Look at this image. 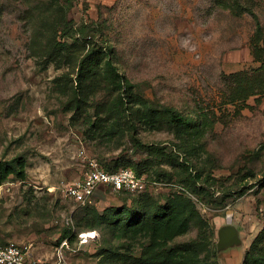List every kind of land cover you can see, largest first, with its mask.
Returning <instances> with one entry per match:
<instances>
[{"label": "rangeland", "instance_id": "374dc122", "mask_svg": "<svg viewBox=\"0 0 264 264\" xmlns=\"http://www.w3.org/2000/svg\"><path fill=\"white\" fill-rule=\"evenodd\" d=\"M1 3L0 159L24 155L28 176L0 185V245H26L41 264H57L59 240L73 231L61 264H146L145 236L83 223L86 207L116 218L127 208L139 212L136 195L101 188L85 203L67 195L85 150L100 163L158 162L151 173L162 179L149 190L161 205L175 192L191 196L204 223L192 222L171 245L201 242L200 258L217 264H244L253 249L249 264H264V239L254 247L264 231V0H76L66 39L72 55L60 65L46 59L51 31L40 20L43 4ZM82 25L98 46L82 50ZM56 37L63 40L62 31ZM99 46L150 110L174 108L191 123L172 125L161 113L155 124L137 121L134 132L96 130L94 121L111 115L119 94L130 96L101 75L81 111L73 107L80 57ZM148 145L172 155H152ZM198 170L196 193L186 179ZM229 225L239 240L219 248V230ZM110 250L117 257H103Z\"/></svg>", "mask_w": 264, "mask_h": 264}, {"label": "trees", "instance_id": "16d2710c", "mask_svg": "<svg viewBox=\"0 0 264 264\" xmlns=\"http://www.w3.org/2000/svg\"><path fill=\"white\" fill-rule=\"evenodd\" d=\"M75 1L38 0V4H43V8L45 7L43 9L37 6L41 8V23L43 25L48 24L51 31L50 43L45 53L47 62L49 63L60 65L72 55L71 48L73 44L69 43L66 39L73 36L71 32L75 28L73 19L70 18V11L74 7ZM2 7L3 4L0 0V12ZM89 28L90 26L88 25H82L78 30L82 38L77 37V40L83 51H85L87 43L91 42L93 46H98L94 42V35L87 32ZM59 31H62L61 38L63 40H58V37H56ZM80 58L76 77V81L79 84V93L71 100L73 107L77 111H81L83 104L87 102V96L85 95L91 89L92 79H97L101 75L110 79L109 81L115 90L125 88L128 90V95H130L128 100H125L123 94H119L110 112L111 115L107 119L94 121L96 130L105 131L110 134L119 130L121 133L124 131L134 132L138 127L137 121L155 124L159 119L158 115L161 113L162 117L164 115L165 119L171 122L172 125L183 127L191 123L188 118L182 117L174 108H165L164 111L158 109L150 110L148 100L134 93V85L115 65L111 51H107L101 46H99V49L93 47ZM141 105H144L147 109L143 111ZM147 150L152 155H172V153L166 151V147L159 148L154 145H148ZM150 161L146 159L139 162L130 161V163H126L125 160L121 161L118 159L114 164L102 162L101 165L111 171L130 167L138 175L146 176L150 182L160 181L162 178L159 174L155 175L151 173L153 172V166L157 165L158 162ZM27 167L28 161L24 155H18L12 159H0V185L10 176H15L17 179L25 181L28 176ZM200 177L198 170L195 177L190 175L186 179L188 187L192 192H199L194 186L197 183V178L199 179ZM117 193L136 195L135 204L139 212L132 208H127L124 218H116L106 217V213H100L95 207H86L83 223L88 229H96L101 224L108 223L113 230H117L123 235L141 234L145 236L149 240V244L145 248L144 259L142 256L140 260L143 259L146 264L154 261L161 264H217L216 262L207 263L200 258L201 250L203 249L201 242L195 241L193 244H187L182 247L170 244V241L176 235L186 232L192 222L200 226L204 223L191 196L185 192H175L166 198V204L161 205L160 201L154 197L149 189L142 192L121 190ZM118 212L121 211L119 210ZM106 220L108 222H105ZM75 236V232L66 231L59 240V243L64 239H67L71 243L75 239ZM263 239L264 231L258 236L254 247L257 242ZM252 250L247 254L244 264H249ZM101 254L105 258L113 259L117 257V253L111 250L101 252Z\"/></svg>", "mask_w": 264, "mask_h": 264}, {"label": "built area", "instance_id": "2783aa9c", "mask_svg": "<svg viewBox=\"0 0 264 264\" xmlns=\"http://www.w3.org/2000/svg\"><path fill=\"white\" fill-rule=\"evenodd\" d=\"M80 156L85 161L83 172L78 180L67 188V195L78 203L87 202L101 188H107L113 192L121 190L142 192L149 189L148 178L138 175L133 168L123 167L117 171H111L105 169L98 159L88 156L85 150H81ZM68 245V240L64 239L57 247V264L63 262V248ZM0 264H41V261L31 257L28 246L9 243L0 245Z\"/></svg>", "mask_w": 264, "mask_h": 264}, {"label": "water", "instance_id": "95a60500", "mask_svg": "<svg viewBox=\"0 0 264 264\" xmlns=\"http://www.w3.org/2000/svg\"><path fill=\"white\" fill-rule=\"evenodd\" d=\"M238 240H239V234L235 226L229 225L219 230V242H218L219 248L233 245Z\"/></svg>", "mask_w": 264, "mask_h": 264}]
</instances>
